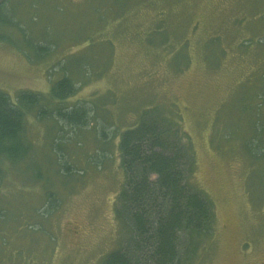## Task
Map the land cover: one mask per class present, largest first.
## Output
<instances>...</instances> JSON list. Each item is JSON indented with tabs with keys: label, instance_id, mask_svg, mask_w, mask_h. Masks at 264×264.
Segmentation results:
<instances>
[{
	"label": "rangeland",
	"instance_id": "1",
	"mask_svg": "<svg viewBox=\"0 0 264 264\" xmlns=\"http://www.w3.org/2000/svg\"><path fill=\"white\" fill-rule=\"evenodd\" d=\"M2 1L0 92L40 98L23 111L28 156L0 157V264H102L118 249L119 134L168 105L214 214L194 264L263 263L264 0ZM64 74L76 90L59 103ZM77 106L84 125L58 118Z\"/></svg>",
	"mask_w": 264,
	"mask_h": 264
},
{
	"label": "trees",
	"instance_id": "2",
	"mask_svg": "<svg viewBox=\"0 0 264 264\" xmlns=\"http://www.w3.org/2000/svg\"><path fill=\"white\" fill-rule=\"evenodd\" d=\"M0 9L10 7L2 1ZM75 87L64 74L51 84L49 95L62 103ZM38 98L21 92L12 101L0 92L1 158L16 164L30 153L23 111L36 106ZM85 111L77 106L56 114L63 122L82 126ZM118 151L123 179L113 212L119 232L127 237L103 256L102 264H194L209 246L214 214L202 191L190 187L191 154L177 110L172 105L145 108L138 122L119 134ZM47 195L46 212L57 204Z\"/></svg>",
	"mask_w": 264,
	"mask_h": 264
},
{
	"label": "flooded vegetation",
	"instance_id": "3",
	"mask_svg": "<svg viewBox=\"0 0 264 264\" xmlns=\"http://www.w3.org/2000/svg\"><path fill=\"white\" fill-rule=\"evenodd\" d=\"M260 264H264V262L263 263H260Z\"/></svg>",
	"mask_w": 264,
	"mask_h": 264
}]
</instances>
